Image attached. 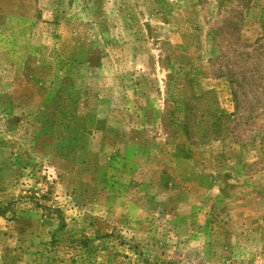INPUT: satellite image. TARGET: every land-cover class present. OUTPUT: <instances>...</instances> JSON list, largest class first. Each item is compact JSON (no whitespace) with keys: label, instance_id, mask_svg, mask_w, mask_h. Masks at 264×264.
Segmentation results:
<instances>
[{"label":"rangeland","instance_id":"1","mask_svg":"<svg viewBox=\"0 0 264 264\" xmlns=\"http://www.w3.org/2000/svg\"><path fill=\"white\" fill-rule=\"evenodd\" d=\"M0 264H264V0H0Z\"/></svg>","mask_w":264,"mask_h":264}]
</instances>
